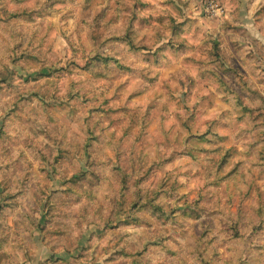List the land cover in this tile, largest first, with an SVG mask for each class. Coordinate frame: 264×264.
<instances>
[{
  "label": "rangeland",
  "instance_id": "obj_1",
  "mask_svg": "<svg viewBox=\"0 0 264 264\" xmlns=\"http://www.w3.org/2000/svg\"><path fill=\"white\" fill-rule=\"evenodd\" d=\"M43 1L0 0V59L37 45L43 58L79 66L25 81L11 65L17 89L0 96V264H235L240 256L264 264V169L241 161L253 157L247 141L256 132L264 139L263 120L253 119L254 90L264 99V0H219L223 12L212 16L196 0H125L148 18L136 23L139 37L153 39L156 24L166 33L157 44L163 62L119 45L133 72L103 76L83 66L94 49L86 23L108 9L105 19L120 27L121 0H62L40 11ZM42 64L26 57L19 66ZM247 120L253 130L241 133ZM210 123L235 159L218 184L208 183L213 148L202 162L184 154ZM142 205L165 214L126 210Z\"/></svg>",
  "mask_w": 264,
  "mask_h": 264
},
{
  "label": "trees",
  "instance_id": "obj_2",
  "mask_svg": "<svg viewBox=\"0 0 264 264\" xmlns=\"http://www.w3.org/2000/svg\"><path fill=\"white\" fill-rule=\"evenodd\" d=\"M62 1V0H45L40 4V11H48L52 9V6L55 2ZM140 1V0H139ZM121 6L118 8V19L121 20L122 25L120 27H117L116 22L114 21H107L105 18L108 13V9H103V11L99 14L98 17L95 19L88 21L87 27L89 35H91V38L93 40V53L89 56V58L85 61L84 65L85 68L92 73L95 76H103L106 74H110L111 71H108L111 68H115L121 72L125 73H131L133 72V69L129 67L123 60L122 55L118 52L116 49L117 46L122 45L123 47L127 46L129 50L132 52H136L141 57L146 56V60H149L150 57L154 59L155 64H158V66L163 62L161 61V57L164 56V54L161 52L159 47H157V44L161 42V40L166 37V33L164 30L159 27L161 25H157L153 27L154 36L153 39H147L146 35L139 37V33H141L142 29L139 28L136 23L139 20V17L141 18V21H148V18L141 14L140 9H138L135 5L132 6L131 3L121 0ZM134 7V10H133ZM129 9L128 15L125 14V10ZM128 16V17H127ZM163 22V20H162ZM105 28L106 31H102V29ZM111 28V29H110ZM214 43V46H217L218 51H216V54L221 57V46L220 44L215 43V39L211 40ZM152 42V43H151ZM4 48L8 49L7 45H3ZM158 48V49H157ZM154 49H156L154 51ZM154 51V52H153ZM32 54L23 55V56H13L8 59V61L0 59V96L5 95L9 91H15L17 89L15 85V80L13 78L14 74H20V71L25 72L27 74L25 81H30L32 79H36L39 76L49 77L50 75H61L65 73H73L74 71V65H78V63H69V64H62L60 62L53 61L48 58H43L41 55L40 47L35 45L34 49L31 50ZM26 57H35V60L39 63L42 61H46L47 64H42L37 69H34L32 71H25L23 70L19 65L25 66ZM93 63L97 64L100 67H96L92 65ZM11 65H15L14 67L20 68L19 71L14 72L12 70L11 72ZM16 69V68H15ZM10 73V74H9ZM200 73H204L199 71ZM255 93V100H260V102H257L255 105V110L257 111L256 117H253V119L256 120H263L261 121L262 124H264V113L261 111V104L264 102L263 97L259 94L257 90H254ZM186 123L184 120L182 121V125H185ZM248 129H242L241 133L246 132H252V127L250 122L247 120ZM212 127V128H211ZM208 130L203 132H196L193 134L194 138H198V143H187V152L184 154L189 155L195 160H198L202 162L204 160L203 153L207 151L209 148H213L212 151H214L218 157L215 161V173H214V179L208 180L209 184H218L221 183V180L223 178H227L230 175L233 174V172H228L224 175H221V169L224 165L229 163V161H235L233 151L231 153V149H233L230 146H226L221 143V140L224 139V136H221L217 131L214 130L212 123L208 124ZM262 134H264V130L260 131ZM6 133L5 129H2L0 131V137L3 136V134ZM190 135L191 133L188 132ZM256 143L252 140L247 141V151L246 154L248 155L252 150L255 149L253 157H246L245 161L241 160L245 163H248L250 166L248 167L251 169L253 166H257L259 168L264 169V139H262L261 136H259V132H256ZM101 138L100 132H96L94 141L97 142ZM207 138L208 140H215L217 139V143L212 146H204L202 143V139ZM258 144V146H257ZM107 146L113 147V143L111 141L107 142ZM208 158V157H207ZM262 169L256 168L257 171H261ZM236 172V170L234 171ZM252 181L250 182V184ZM251 188V187H250ZM250 188L247 190H241V193L243 196H241V199L244 200L248 196H245L249 193ZM5 194L7 197H11L12 193L9 191L8 187L5 188ZM154 208L157 209L155 212H158L159 214H165V210L158 205H142L140 207H133L130 206L126 210L128 212L132 213H138L139 211L143 209L148 208ZM191 207V206H190ZM189 208V207H188ZM192 208V207H191ZM241 209V208H240ZM3 210V207L0 204V212ZM117 214V210H115ZM118 218L115 217V220ZM135 220L134 218L132 221ZM120 222V221H119ZM131 222V221H129ZM121 224L125 222H120ZM233 228L236 229V231H239L238 222H235L234 225H231ZM251 232H253V229H250ZM246 235L241 237V242H245ZM148 246H145V249ZM248 252L250 251V248L247 249ZM55 256V254H54ZM264 259V258H263ZM235 264H254L253 260L250 258H244L239 257V260Z\"/></svg>",
  "mask_w": 264,
  "mask_h": 264
},
{
  "label": "built area",
  "instance_id": "obj_3",
  "mask_svg": "<svg viewBox=\"0 0 264 264\" xmlns=\"http://www.w3.org/2000/svg\"><path fill=\"white\" fill-rule=\"evenodd\" d=\"M199 12L204 16L220 15L223 9L219 0H196Z\"/></svg>",
  "mask_w": 264,
  "mask_h": 264
}]
</instances>
